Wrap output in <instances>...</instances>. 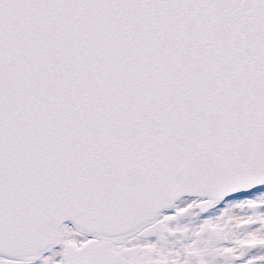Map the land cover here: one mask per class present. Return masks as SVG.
Here are the masks:
<instances>
[{"label":"snow or ice","instance_id":"1","mask_svg":"<svg viewBox=\"0 0 264 264\" xmlns=\"http://www.w3.org/2000/svg\"><path fill=\"white\" fill-rule=\"evenodd\" d=\"M0 264H264V0H0Z\"/></svg>","mask_w":264,"mask_h":264}]
</instances>
